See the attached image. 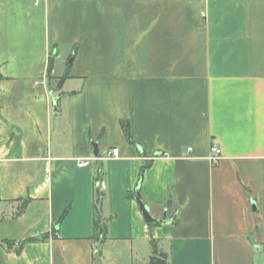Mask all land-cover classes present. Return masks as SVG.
<instances>
[{
    "label": "crops",
    "instance_id": "0c3cea01",
    "mask_svg": "<svg viewBox=\"0 0 264 264\" xmlns=\"http://www.w3.org/2000/svg\"><path fill=\"white\" fill-rule=\"evenodd\" d=\"M151 240L264 264V0H0V264H146Z\"/></svg>",
    "mask_w": 264,
    "mask_h": 264
},
{
    "label": "trees",
    "instance_id": "16d2710c",
    "mask_svg": "<svg viewBox=\"0 0 264 264\" xmlns=\"http://www.w3.org/2000/svg\"><path fill=\"white\" fill-rule=\"evenodd\" d=\"M62 79H63V77L56 82L54 89L60 88L61 83H62ZM148 166H149V163H147L140 170L139 177H138V183L140 182V180L142 178V173H143L144 169ZM96 196H97L96 200L98 201V198H100V196H101L99 191L97 192ZM134 196H135V192L131 194V197H134ZM96 212H97V210H96ZM105 229H106V226L104 224H102L99 217H97L94 220V230H95L96 234L99 236H103ZM29 240H36V239L33 238V239H29ZM150 247H151V254H150L148 262L146 264H169L168 263V255L159 250V248L157 247V244L154 240L150 241Z\"/></svg>",
    "mask_w": 264,
    "mask_h": 264
},
{
    "label": "water",
    "instance_id": "95a60500",
    "mask_svg": "<svg viewBox=\"0 0 264 264\" xmlns=\"http://www.w3.org/2000/svg\"><path fill=\"white\" fill-rule=\"evenodd\" d=\"M93 147H94V152L93 153L94 154H97L96 144H93ZM134 200L137 203V205H138V207H139V209L141 211L143 220L146 223L154 222L155 219L152 217L149 208L145 205V203L141 199V195H140V192H139V188L138 187H136V189H135ZM159 222L160 223L167 222L166 221V214L165 213L163 214L162 219H159ZM94 258H95V264H100V256H99L98 251H95Z\"/></svg>",
    "mask_w": 264,
    "mask_h": 264
},
{
    "label": "built area",
    "instance_id": "2783aa9c",
    "mask_svg": "<svg viewBox=\"0 0 264 264\" xmlns=\"http://www.w3.org/2000/svg\"><path fill=\"white\" fill-rule=\"evenodd\" d=\"M203 15V13H202ZM191 150V147L187 148V151L189 152ZM107 156L109 157H116L117 156V148H112L107 152ZM221 156V149L216 143H212L210 145V155L208 157L211 164L218 163ZM89 163V159L85 160L83 162H79L80 165H87ZM96 188L98 191H101L103 189L102 181L96 182Z\"/></svg>",
    "mask_w": 264,
    "mask_h": 264
}]
</instances>
